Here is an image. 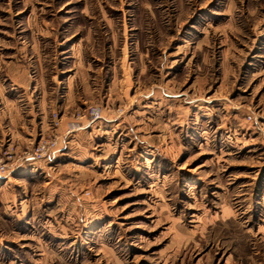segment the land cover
Segmentation results:
<instances>
[{
	"label": "rangeland",
	"instance_id": "rangeland-1",
	"mask_svg": "<svg viewBox=\"0 0 264 264\" xmlns=\"http://www.w3.org/2000/svg\"><path fill=\"white\" fill-rule=\"evenodd\" d=\"M25 89L3 146H57L0 176V264H264V0H0Z\"/></svg>",
	"mask_w": 264,
	"mask_h": 264
},
{
	"label": "crops",
	"instance_id": "crops-1",
	"mask_svg": "<svg viewBox=\"0 0 264 264\" xmlns=\"http://www.w3.org/2000/svg\"><path fill=\"white\" fill-rule=\"evenodd\" d=\"M20 97L23 105L28 106L32 110L26 111L23 110L17 103L19 102L17 98ZM32 93H28L26 89L22 91V94L17 95L15 100L4 96L0 101V146L6 141H15L16 144H22L23 140L26 138L28 128H31L32 133L37 134L38 132H44L48 129L47 116L44 114V109L41 107V99L36 102H32ZM24 100V101H23ZM34 101V100H33ZM39 107V108H38ZM73 122L65 121L62 128H59L60 131L69 129L70 124ZM91 123V122H90ZM103 122H99V124ZM101 124L98 125V128H101ZM108 123H105L107 125ZM31 125V126H30ZM89 121L82 125L80 129L73 130L72 137L70 142L66 143L67 145L74 143V138L79 132H88L92 134L97 128V123L89 125ZM64 128V129H63ZM77 128V127H76ZM98 130V129H97ZM75 131V132H74ZM80 134V133H79ZM69 135V136H70ZM69 136H64V138H69Z\"/></svg>",
	"mask_w": 264,
	"mask_h": 264
},
{
	"label": "built area",
	"instance_id": "built-area-1",
	"mask_svg": "<svg viewBox=\"0 0 264 264\" xmlns=\"http://www.w3.org/2000/svg\"><path fill=\"white\" fill-rule=\"evenodd\" d=\"M85 115L90 121L101 118L100 109L97 107H88ZM76 127V123L73 122L70 124L68 131H73ZM56 146V140L40 139L32 150L21 154L15 152L11 144L0 146V176L6 175L23 161L30 159L38 161L47 157Z\"/></svg>",
	"mask_w": 264,
	"mask_h": 264
}]
</instances>
